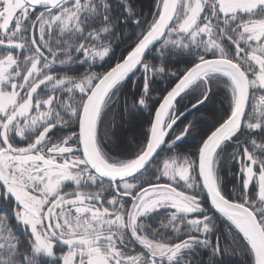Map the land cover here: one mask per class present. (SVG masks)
Here are the masks:
<instances>
[{
  "label": "snow or ice",
  "instance_id": "snow-or-ice-1",
  "mask_svg": "<svg viewBox=\"0 0 264 264\" xmlns=\"http://www.w3.org/2000/svg\"><path fill=\"white\" fill-rule=\"evenodd\" d=\"M129 25L139 31L126 54L92 71ZM177 54L188 65L167 71ZM75 65L86 70L69 74ZM141 69L139 92L121 100ZM157 74L174 82L150 107ZM218 88L228 107L210 128L178 126ZM117 105L150 116L126 154L105 143ZM194 135L195 159L177 153ZM0 201L11 211L0 213V264H218L230 248L264 264V0H157L148 16L133 0H0Z\"/></svg>",
  "mask_w": 264,
  "mask_h": 264
},
{
  "label": "trees",
  "instance_id": "trees-1",
  "mask_svg": "<svg viewBox=\"0 0 264 264\" xmlns=\"http://www.w3.org/2000/svg\"><path fill=\"white\" fill-rule=\"evenodd\" d=\"M136 9L138 12H142L145 16H148L149 13L153 11L154 4L157 0H133ZM138 29H134L131 25L122 28L118 31L117 35L119 39L114 40V53L112 60L109 63L103 64V66L97 65L92 68L94 71L103 72L108 69L111 65L119 60L126 52L130 49L131 45L133 44L134 40L136 39V35L138 33ZM187 54L184 55H172L168 58L167 63L165 64L166 70L169 72H178L182 71L189 63L190 57L186 59ZM155 54L153 53L148 57L149 61L153 64L159 66V60L154 58ZM86 69V66L75 65L73 66L72 70L69 74L79 75L83 73ZM56 72L59 74H63V71L59 66L56 68ZM143 70H138L135 72V75L132 79L128 82V85L122 89V97L131 98L133 92H139L140 84H141V77H142ZM155 83L152 84V88L154 89L152 96L153 100L150 102V107H156V101H159L160 97H162L166 90L170 89V86L174 82L172 78L168 75H161L157 74L154 77ZM132 85H135L133 88ZM193 101L192 96L185 97L183 100L180 101L179 104L176 105L177 107V114L179 115L181 111L187 112L191 109V103ZM228 107V99L227 93L224 91L223 88H218L214 90V93L208 103H206L201 111L196 112L194 116H188L186 120L181 123L178 120V126L183 127V124H186L188 121L193 119H199L200 123L197 124V131L200 130H207L211 127L212 123L214 122L216 114H222ZM121 105H117V107L113 110V119L111 124V132L112 134L109 137L105 138V143L108 149L111 150L113 154H126L131 148L135 147V144L138 142H142V133L148 127V121L150 119L149 113L145 112H138L136 114L130 113H122L120 111ZM177 127V126H174ZM76 130V126L72 125L69 129L66 128L65 130ZM64 130V131H65ZM177 130L179 128L177 127ZM200 144V136L194 135L189 136L184 144L180 146L176 151L177 153H181L184 155H193L195 159V153L197 151V147ZM235 172L236 168L234 164H229L223 171V179L225 186L228 190H232L233 186L237 183L235 179ZM70 186L65 187L66 190L69 189ZM107 195V193H106ZM203 195V193L201 194ZM202 203L206 208H210V205L207 201V198L202 200ZM0 213H8L11 215V211L8 205L3 204L0 201ZM214 210L209 214H213ZM216 216L219 214L216 213ZM157 217H153L152 223L155 226L157 223ZM12 228L14 232L23 240L27 233L18 221L15 219L11 220ZM217 229L216 236L220 237L221 246L224 247L225 245V238L228 240L231 239V234L228 231V222L224 220V218L220 217L217 220ZM136 251H140V247L138 245L135 246ZM57 254H59V249H57ZM200 259L203 261H207L208 254L207 252L201 251L199 253ZM44 264H47V260L45 259ZM218 264H248L247 257L240 255L238 251H232L229 249V254L223 255Z\"/></svg>",
  "mask_w": 264,
  "mask_h": 264
},
{
  "label": "rangeland",
  "instance_id": "rangeland-1",
  "mask_svg": "<svg viewBox=\"0 0 264 264\" xmlns=\"http://www.w3.org/2000/svg\"><path fill=\"white\" fill-rule=\"evenodd\" d=\"M85 70H86V69H85ZM92 71H94V70H92ZM96 72H98V71H96ZM112 119H113V113H112L111 117L109 118V120H110V126H111V124H112ZM105 126H106V127L109 126V121H106V122H105ZM68 129H69V128H68ZM72 131H73V130H71V129H70V130H65V131L63 132V135L66 136V135L70 134ZM57 139H59V137H57ZM67 186H70L71 188H70V187H69V188L72 189V186H71L70 184H66V185H65V187H67ZM67 190H69V189H67Z\"/></svg>",
  "mask_w": 264,
  "mask_h": 264
},
{
  "label": "water",
  "instance_id": "water-1",
  "mask_svg": "<svg viewBox=\"0 0 264 264\" xmlns=\"http://www.w3.org/2000/svg\"><path fill=\"white\" fill-rule=\"evenodd\" d=\"M164 95H166V93L164 94ZM158 106V105H157ZM208 201V200H207ZM208 203H209V205H210V202L208 201ZM211 207V206H210Z\"/></svg>",
  "mask_w": 264,
  "mask_h": 264
}]
</instances>
